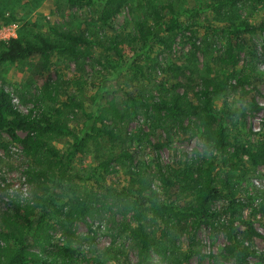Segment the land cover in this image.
I'll return each instance as SVG.
<instances>
[{"label": "trees", "instance_id": "1", "mask_svg": "<svg viewBox=\"0 0 264 264\" xmlns=\"http://www.w3.org/2000/svg\"><path fill=\"white\" fill-rule=\"evenodd\" d=\"M69 2L78 7L94 8L98 25L110 30L106 44L83 33L55 28L51 30L53 35L33 33L29 38L19 34L0 41V65L34 56L49 63L53 55L80 62L91 57V50L97 45L103 47L106 54L113 53L124 61L135 76L142 74L140 51L153 40L170 49L179 32L191 30L193 35L197 32L191 29L194 22L183 23L179 19L182 12L175 10L171 1L164 6L168 9L167 18L153 12L152 26L143 20L128 36H121L114 26V19L128 0ZM237 4L255 8L264 5V0H211L206 5L229 18L230 23L204 26L205 39L210 34L225 39L217 58L220 72L214 77H200L194 86L184 87L175 82L156 95L123 93L122 108L113 98L100 100L98 97L92 109L86 111L73 95L68 94L66 101H60L58 83L48 78L32 94L37 107L27 112L18 109L11 94L0 87V139L4 132L19 145L21 154L29 158L23 175L35 188L32 200H21L6 192V206L0 213V264H81L79 260L85 264H104L98 256L89 260L78 249L55 244L49 222L55 218L64 232L72 236L77 222H87L89 217L94 219L113 210L122 217L128 216L122 229L136 249L138 264H152L150 251L156 232L169 236L186 229L194 234L201 224L223 233L224 250L234 264H247L251 256L264 257V250L257 251L248 245L253 236L264 240V234L252 226L244 231L235 226L236 218L247 207L264 216V189L252 194L242 185L248 175L245 159L252 166H264V134L255 141L232 137L222 120L244 117V108H234L224 101L217 109L212 99L214 94L223 91L239 92L260 77L252 54H248L239 67L244 47L238 35L264 32V21L255 24L245 20L233 22V15L229 13ZM8 18L10 21L13 16ZM157 30L165 34L158 35ZM126 53H129L127 59ZM257 92L255 86L251 92L243 91L244 96L249 95L254 110L258 109L254 97ZM75 109L87 118L78 130L68 124ZM138 116L145 125L139 124L127 133L126 141L122 139L126 145L118 153L101 159L96 171L97 177L103 178V174L113 171L114 165L126 163L131 172L127 184L121 187L104 184V193H80L71 189L70 195L61 194L58 187L63 181H71L70 168L75 158L88 152L91 146H97L100 139L120 140L116 126ZM191 119H194L202 144L217 154L214 160L193 154L177 165L158 167L154 175L135 160L137 151L149 147L154 136L164 134L170 138L175 129L186 132L191 126L185 121ZM61 138H67L68 143L63 149L56 145ZM217 200L224 201L222 209L214 208Z\"/></svg>", "mask_w": 264, "mask_h": 264}, {"label": "rangeland", "instance_id": "2", "mask_svg": "<svg viewBox=\"0 0 264 264\" xmlns=\"http://www.w3.org/2000/svg\"><path fill=\"white\" fill-rule=\"evenodd\" d=\"M169 1L175 10L182 12L179 19L183 23L194 22L191 29L197 32L195 35L191 30L179 32L170 49L155 40L149 43L147 48L140 51L142 74L134 76L124 61L119 60L113 53L106 54L103 47L96 45L91 50L92 56L80 62L67 56L53 55L49 63H44L39 56L15 63H4L0 65V87L11 94L18 109L27 112L36 106L32 94L49 78L60 87V101H66L70 94L77 97L86 111H90L98 97L100 100L113 98L117 106L122 108L123 93L156 95L175 82L189 87L194 86L200 77H214L220 72L217 58L225 39L213 34L205 39L204 26L209 24L218 27L229 24L230 20L206 7L211 0H128L114 19L116 31L121 36H128L143 20L152 26L153 12L167 18L168 9L164 6ZM229 14L233 15L235 23L243 20L251 24L260 23L264 21V5L252 8L246 4H237ZM10 15L13 19L9 21ZM8 26L10 28L7 32H13L14 36L25 34L31 38L33 33L53 35L51 30L55 28L58 31L83 33L98 38L105 44L110 34L109 29L96 22L94 8L78 7L69 0H0V31ZM156 33L165 34L162 30H157ZM238 37L243 41L244 47L240 54L239 67L248 54H252L260 77L239 92L223 91L214 94L212 99L217 109L222 107L224 101L234 108H244V117L233 121L224 118L222 123L232 137L238 136L242 141H255L264 134V32L240 33ZM128 55L129 53L125 54V59ZM252 86L258 90L254 95L257 110L252 108L249 95H243V91L251 92ZM86 119L80 110L75 109L68 124L78 130ZM139 124L145 125L140 116L119 123L116 129L120 140L113 142L107 138L100 139L97 146H91L88 152L78 155L70 168L71 181H63L58 187L61 194L70 195L71 189L80 193H104V184L120 187L126 185L131 174L126 163L114 165L113 171L103 174V178L97 177L96 171L101 159L118 153L126 145L122 139L126 141V134ZM185 124L191 126L186 132L175 129L176 132L170 138L164 134L154 136L149 147L137 151L135 160L152 175L158 167L177 165L181 159L189 158L193 154L199 158L214 160L217 154L202 144L196 134L194 119L186 120ZM19 134L22 135L21 132ZM56 145L65 148L68 145L67 138L59 139ZM245 162L248 175L242 183L243 187L252 194L262 191L264 166H252L246 159ZM28 164L29 158L21 154L19 145L3 132L0 139V213L6 206V192L21 200L34 198V185L28 183L23 175ZM159 191H162L161 186ZM213 206L222 209L225 204L223 200H217ZM128 220V216L122 217L114 210L105 211L97 218H87V222H77L74 225V234L70 236L52 218L49 232L55 244L78 249L89 260L98 256L104 264H138L136 249L122 229V223ZM235 226L240 231L252 226L264 234V216L247 207L236 218ZM225 244L223 233L215 231L207 224H201L194 234L186 229L169 236L156 232L150 259L152 264H234L224 250ZM248 245L257 251L264 250V240L260 236H253ZM79 262L85 264L84 261ZM247 264H264V257L251 256Z\"/></svg>", "mask_w": 264, "mask_h": 264}, {"label": "built area", "instance_id": "3", "mask_svg": "<svg viewBox=\"0 0 264 264\" xmlns=\"http://www.w3.org/2000/svg\"><path fill=\"white\" fill-rule=\"evenodd\" d=\"M9 26L3 29V31H0V41L7 40L10 37H16L14 36L15 34L13 32H7L9 31Z\"/></svg>", "mask_w": 264, "mask_h": 264}]
</instances>
